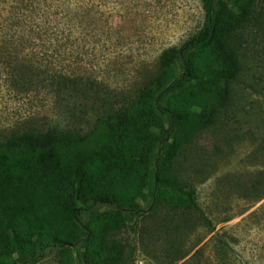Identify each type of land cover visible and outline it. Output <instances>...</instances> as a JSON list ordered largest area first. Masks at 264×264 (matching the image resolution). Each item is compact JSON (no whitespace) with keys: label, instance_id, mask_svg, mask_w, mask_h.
Listing matches in <instances>:
<instances>
[{"label":"rangeland","instance_id":"374dc122","mask_svg":"<svg viewBox=\"0 0 264 264\" xmlns=\"http://www.w3.org/2000/svg\"><path fill=\"white\" fill-rule=\"evenodd\" d=\"M256 9L231 105L179 152V179L213 227L194 210L145 209L116 235L127 264H264V188L257 199L239 190L264 174V0ZM204 23L201 0H0V143L51 129L88 134Z\"/></svg>","mask_w":264,"mask_h":264},{"label":"trees","instance_id":"16d2710c","mask_svg":"<svg viewBox=\"0 0 264 264\" xmlns=\"http://www.w3.org/2000/svg\"><path fill=\"white\" fill-rule=\"evenodd\" d=\"M259 1L201 0L202 29L88 134L51 129L0 143V264H38L63 250L72 253L61 264H127L116 235L163 203L213 227L179 179V152L231 105ZM263 179L240 187L243 197H260Z\"/></svg>","mask_w":264,"mask_h":264}]
</instances>
